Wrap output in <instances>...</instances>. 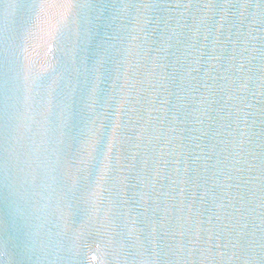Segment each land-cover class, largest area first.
I'll return each instance as SVG.
<instances>
[{"label":"water","instance_id":"1","mask_svg":"<svg viewBox=\"0 0 264 264\" xmlns=\"http://www.w3.org/2000/svg\"><path fill=\"white\" fill-rule=\"evenodd\" d=\"M0 264H264V0H0Z\"/></svg>","mask_w":264,"mask_h":264}]
</instances>
